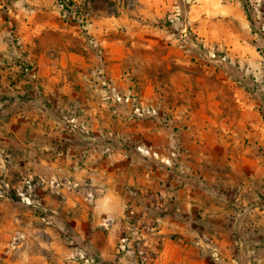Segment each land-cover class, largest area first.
I'll use <instances>...</instances> for the list:
<instances>
[{"label": "rangeland", "instance_id": "obj_1", "mask_svg": "<svg viewBox=\"0 0 264 264\" xmlns=\"http://www.w3.org/2000/svg\"><path fill=\"white\" fill-rule=\"evenodd\" d=\"M107 18L121 21L107 31ZM1 30L0 117L54 90L50 76H77L65 65L76 51L120 117L141 121L122 131V146L134 147L153 169L165 166V184L195 195L186 194L190 205L182 209L181 202L173 217L183 233H159L147 243L140 237L151 264H264V0H0ZM114 39L121 40L115 54H126L119 81L103 71L106 41ZM132 62L142 66L144 81ZM102 78L156 114L135 118L128 105L109 99ZM5 147L0 143V180L8 184L0 193V264H68L78 246L99 264L87 242L59 238L55 225L41 220L51 212L35 196L33 170ZM29 176L35 186L26 204L14 188ZM144 226L159 231L156 222ZM166 238L173 246L160 256ZM58 249L67 253L62 263L53 256ZM125 257L130 264L133 256Z\"/></svg>", "mask_w": 264, "mask_h": 264}, {"label": "crops", "instance_id": "obj_2", "mask_svg": "<svg viewBox=\"0 0 264 264\" xmlns=\"http://www.w3.org/2000/svg\"><path fill=\"white\" fill-rule=\"evenodd\" d=\"M119 21L103 19L102 26L109 23L112 26L105 29L113 31ZM95 31L98 33V29ZM1 34L6 35V30H1ZM115 39L105 40L108 58L103 71L119 81L126 54L124 48L119 49L118 56L115 54V47L121 46V40ZM4 47L0 40V49ZM65 65L72 73L77 72V76H50L57 83L54 90H46L41 100L15 106L0 117V143L6 145L16 160L32 168L37 179L35 196L51 212V223L58 237L87 242L97 254L99 264H128L116 248L128 230L127 217L146 243L159 233L175 229L183 233L185 226L174 222L173 217L181 210V202L182 209L190 205L182 201L186 194L191 199L195 195L185 186L165 184V166L154 164L153 169L134 147L132 150L122 146V141L127 139H121L122 131L140 125L141 121L132 124L125 114L120 117L118 107H113L106 100L104 90L92 76H87L86 60L71 51ZM132 67L144 81L142 66L132 62ZM73 116L85 123L89 132L69 130L63 118ZM261 139L264 145V137ZM129 208L133 211L131 216L126 214ZM105 220L109 221L107 228L102 226ZM155 222L159 225L157 232L143 227ZM165 243L160 256L169 253L173 239L166 238ZM66 254L58 249L53 256L62 263ZM161 263L164 261L158 262Z\"/></svg>", "mask_w": 264, "mask_h": 264}, {"label": "built area", "instance_id": "obj_3", "mask_svg": "<svg viewBox=\"0 0 264 264\" xmlns=\"http://www.w3.org/2000/svg\"><path fill=\"white\" fill-rule=\"evenodd\" d=\"M101 84L104 86L107 94L109 95V99L113 103H125L131 108V113L135 118L141 119L146 117H151L156 114L155 108L151 106L144 105L143 102L139 101V98L135 94H120L115 85H113L109 80L102 78ZM67 123L69 130H83L85 133L89 132L88 127L83 122H78L74 117L69 118ZM142 154H148V150H140ZM173 154V153H172ZM157 155V154H154ZM164 164H169L170 160L167 156L160 159ZM75 187H78L77 183L72 184ZM35 184L32 177H27L23 179V187H15L16 196L26 204L33 203L32 200V192ZM8 184L4 182L2 179L0 180V193L5 192ZM128 215H132V209H128ZM41 220L46 224L51 223L52 217L51 215L42 216ZM108 220H105L102 223V226L108 227ZM128 222V231L121 236L117 251L124 256L131 255L133 256L130 264H151L146 257L145 252L142 249L141 238L137 232L132 230V220L130 217H127ZM68 264H96V258L91 250L88 248H84L81 246L75 247L71 254L68 257Z\"/></svg>", "mask_w": 264, "mask_h": 264}, {"label": "trees", "instance_id": "obj_4", "mask_svg": "<svg viewBox=\"0 0 264 264\" xmlns=\"http://www.w3.org/2000/svg\"><path fill=\"white\" fill-rule=\"evenodd\" d=\"M73 4H74V2H71V5H73ZM65 5H68V4H65ZM243 7H244V11H245V14H246L247 18L249 19V21H250V23L252 25L250 10L248 9V7L246 6L245 3H243ZM67 11L72 12V10L69 9V8H67ZM112 13L116 15L117 14V11L114 10ZM262 117L264 119V113H263V116Z\"/></svg>", "mask_w": 264, "mask_h": 264}]
</instances>
